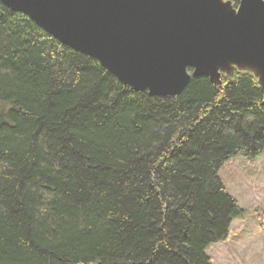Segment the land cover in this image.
<instances>
[{
	"label": "trees",
	"instance_id": "trees-1",
	"mask_svg": "<svg viewBox=\"0 0 264 264\" xmlns=\"http://www.w3.org/2000/svg\"><path fill=\"white\" fill-rule=\"evenodd\" d=\"M263 150L250 73L135 91L0 1V264H213L243 214L219 169Z\"/></svg>",
	"mask_w": 264,
	"mask_h": 264
},
{
	"label": "water",
	"instance_id": "water-1",
	"mask_svg": "<svg viewBox=\"0 0 264 264\" xmlns=\"http://www.w3.org/2000/svg\"><path fill=\"white\" fill-rule=\"evenodd\" d=\"M135 91L250 73L264 93V0H0ZM192 68V71L189 70Z\"/></svg>",
	"mask_w": 264,
	"mask_h": 264
},
{
	"label": "rangeland",
	"instance_id": "rangeland-1",
	"mask_svg": "<svg viewBox=\"0 0 264 264\" xmlns=\"http://www.w3.org/2000/svg\"><path fill=\"white\" fill-rule=\"evenodd\" d=\"M219 177L243 214L233 220L227 239L206 249L208 256L213 264H264V150L231 157Z\"/></svg>",
	"mask_w": 264,
	"mask_h": 264
}]
</instances>
